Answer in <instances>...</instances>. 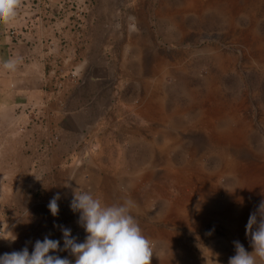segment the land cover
<instances>
[{
    "label": "rangeland",
    "instance_id": "rangeland-1",
    "mask_svg": "<svg viewBox=\"0 0 264 264\" xmlns=\"http://www.w3.org/2000/svg\"><path fill=\"white\" fill-rule=\"evenodd\" d=\"M97 5L113 42L114 85L92 124L95 148L78 156L87 177L77 191L109 205L133 201L153 244L151 264H228L234 241L251 251L245 225L264 202V0ZM66 225L84 240L77 219Z\"/></svg>",
    "mask_w": 264,
    "mask_h": 264
},
{
    "label": "crops",
    "instance_id": "crops-1",
    "mask_svg": "<svg viewBox=\"0 0 264 264\" xmlns=\"http://www.w3.org/2000/svg\"><path fill=\"white\" fill-rule=\"evenodd\" d=\"M97 4L20 0L15 19L0 23V232L8 226L17 234L14 242L0 240V254L25 246L31 253L45 236L62 246L54 223L67 227V219H78L67 208L65 185L73 194L87 177L78 156L95 148L92 124L99 121L98 108L108 107L100 98L107 99L114 85L113 42L106 26H100ZM13 58L15 71L5 70L3 62ZM66 166L72 167L69 172ZM78 169V180H70ZM109 184L112 191L114 182ZM56 193L59 214L53 217L47 206ZM140 215L146 221V214Z\"/></svg>",
    "mask_w": 264,
    "mask_h": 264
},
{
    "label": "clouds",
    "instance_id": "clouds-1",
    "mask_svg": "<svg viewBox=\"0 0 264 264\" xmlns=\"http://www.w3.org/2000/svg\"><path fill=\"white\" fill-rule=\"evenodd\" d=\"M20 0H0V23L8 24L17 16ZM16 59L3 62V68L15 71ZM74 180V179H70ZM66 187H70L67 183ZM60 194L56 193L48 203L53 217L59 214ZM70 210L78 213L77 224L86 233L82 242L72 235L71 228L57 225L62 233L60 240L45 236L36 240L31 253L25 246L19 251L0 254V264H151L154 254L152 242L143 231L134 215L135 204L124 200L105 204L95 198L90 189L73 191ZM251 251L239 241H234L235 254L228 264H264V202L250 213L245 225ZM17 234L7 226L0 232V240L14 242ZM69 252L74 261L61 258L56 253Z\"/></svg>",
    "mask_w": 264,
    "mask_h": 264
},
{
    "label": "bare ground",
    "instance_id": "bare-ground-1",
    "mask_svg": "<svg viewBox=\"0 0 264 264\" xmlns=\"http://www.w3.org/2000/svg\"><path fill=\"white\" fill-rule=\"evenodd\" d=\"M228 124V123H227ZM222 128V127H221ZM224 130H225V128H223ZM222 129V130H223ZM234 130V129H233ZM230 131V130H229ZM227 132V131H226ZM227 134V133H226ZM228 135H230V134H228ZM236 172V171H235ZM253 173H254V171L253 170H250V171H248L246 174H245V177H247V178H249V177H253ZM214 175V174H213ZM232 175V174H231ZM233 176V175H232ZM231 176V177H232ZM244 176V173H238V174H236V176H235V178L238 180V179H240L241 177H243ZM256 176H257V174H256ZM208 177V176H207ZM212 177V176H211ZM209 179H210V177H209ZM212 179H213V177H212ZM211 179V180H212ZM234 179V178H233ZM216 180V179H215ZM218 180V179H217ZM241 180V179H240ZM243 180V179H242ZM246 180V179H245ZM213 181V180H212ZM211 181V182H212ZM248 181V180H247ZM215 183V182H214ZM217 183V182H216ZM241 183V182H240ZM190 184V183H189ZM194 184V183H193ZM209 184V183H208ZM213 184V183H212ZM228 184V183H227ZM226 184V185H227ZM250 184V183H249ZM205 185H207V184H205ZM214 185V184H213ZM230 185V184H229ZM253 185V184H252ZM203 186V185H202ZM209 186V185H208ZM241 186V185H240ZM206 187V186H205ZM195 188V187H194ZM221 188V187H220ZM241 188V187H240ZM244 188V187H243ZM242 188V189H243ZM202 189V188H201ZM223 190V189H222ZM223 192V191H222ZM226 195V194H225ZM220 196V195H219ZM206 198V197H205ZM208 198V197H207ZM221 198V197H220ZM223 198V197H222ZM213 199V198H212ZM211 200V199H210ZM186 201V200H185ZM190 201V200H189ZM188 201V202H189ZM214 201H216V200H214ZM218 201V200H217ZM184 203V202H183ZM176 206H178V205H176ZM189 209V208H188ZM187 209V211H190V210H188ZM178 211V210H177ZM176 211V212H177ZM185 212H186V209H185ZM166 213H167V211H166ZM172 213V212H171ZM176 214V213H175ZM168 215L169 214H167V217H168ZM200 217V216H199ZM172 218V217H171ZM185 220V219H184ZM169 221H171V220H169ZM174 221V220H173ZM178 222V221H177ZM184 222V221H183ZM176 224H178V223H176ZM159 227H161V226H159ZM160 229V228H159ZM175 233V232H174ZM161 234V233H160ZM163 235V234H162ZM190 235V234H189ZM158 236H159V234H158ZM167 236H169V235H167ZM234 236H236V235H234ZM160 237V236H159ZM170 238V237H169ZM167 240H169V239H167ZM171 241V240H170ZM187 241V240H186ZM169 242V241H168ZM178 242V241H177ZM185 243V242H184ZM189 243V242H188ZM180 244V243H179ZM192 245V244H191ZM179 246V245H178ZM185 247V246H184ZM189 247V246H188ZM182 249V248H181ZM186 249V248H185ZM183 250V249H182ZM188 251H190V249L188 250ZM185 252V251H184ZM187 253V252H186ZM200 253V252H199ZM202 253V252H201ZM190 254V253H189ZM188 255V254H187ZM201 255V254H200ZM167 256V255H166ZM204 256V255H203ZM168 257H169V255H168ZM171 257V256H170ZM190 257V256H189ZM212 257V256H211ZM172 258V257H171ZM179 258V257H178ZM197 258V257H196ZM198 258H200V257H198ZM183 259V258H182ZM184 259H186V257L184 258ZM168 261V260H167ZM183 261V260H182ZM188 261V260H187ZM186 261V262H187ZM195 261H198V260H195ZM207 261V260H206ZM164 262H165V260H164ZM190 262V261H189ZM199 262H201V261H199ZM168 263V262H167ZM185 263V262H184ZM196 263V262H195ZM174 264H176V263H174ZM186 264V263H185Z\"/></svg>",
    "mask_w": 264,
    "mask_h": 264
}]
</instances>
